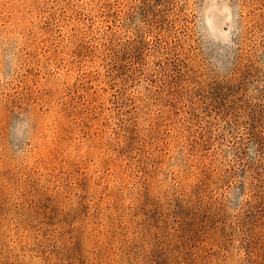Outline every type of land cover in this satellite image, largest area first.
<instances>
[{
    "label": "rangeland",
    "instance_id": "1",
    "mask_svg": "<svg viewBox=\"0 0 264 264\" xmlns=\"http://www.w3.org/2000/svg\"><path fill=\"white\" fill-rule=\"evenodd\" d=\"M0 264H264V0H0Z\"/></svg>",
    "mask_w": 264,
    "mask_h": 264
}]
</instances>
